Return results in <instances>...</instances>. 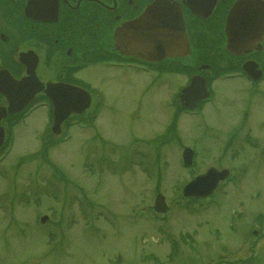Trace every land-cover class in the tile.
Returning a JSON list of instances; mask_svg holds the SVG:
<instances>
[{
	"label": "rangeland",
	"instance_id": "1",
	"mask_svg": "<svg viewBox=\"0 0 264 264\" xmlns=\"http://www.w3.org/2000/svg\"><path fill=\"white\" fill-rule=\"evenodd\" d=\"M93 77L91 85L106 101L97 103L96 125L72 128L68 141L49 136L45 107L32 110L17 126L10 123L16 127L12 152L0 163V264H217L230 255L227 251L232 257L250 255L243 263L229 264H264V240L260 231L251 234L256 221L242 214L235 226L227 225L231 208L241 199L249 215L264 211V83L254 95L252 86L258 84L218 78L215 100L203 104L198 115L182 118L180 143L193 146L198 158L223 155L214 149L226 144L245 146L231 164L247 181L240 178L228 197L219 196L220 205L205 208L208 215L193 216L175 199L180 193L171 197L172 181L165 176L183 178L194 169L178 172L177 140L159 143L167 141L159 131L175 110L173 97L182 78L125 68H104ZM153 79L156 84L149 89ZM243 98L250 99L252 119L240 118ZM245 123L260 131L241 130ZM204 162H198L197 170L206 167ZM157 180L172 202L163 220L149 208ZM49 207L53 214L46 213ZM38 214L49 215L54 223L37 225ZM206 216H211L210 224L201 220ZM183 236L191 239L189 244L181 242ZM259 238L258 246H249ZM166 245L168 252L164 248L159 254ZM149 250L158 256L145 261Z\"/></svg>",
	"mask_w": 264,
	"mask_h": 264
},
{
	"label": "flooded vegetation",
	"instance_id": "2",
	"mask_svg": "<svg viewBox=\"0 0 264 264\" xmlns=\"http://www.w3.org/2000/svg\"><path fill=\"white\" fill-rule=\"evenodd\" d=\"M8 2L14 14H18L21 30L11 48L16 53L11 62L16 69L23 70L25 63L17 60L19 51L31 50L36 56L37 76L48 81L68 79L75 70L82 71L89 66V52L104 54L103 40L113 37L114 32L126 21L133 20L156 0H42L36 7L45 18L53 16L52 8L57 9L56 19H30L24 15L27 0H0ZM186 22L191 53L200 62L212 61L215 55L225 53L231 63L239 68L245 61L254 59L259 63L264 80V0H247L255 9L253 12L260 28V41L244 44L242 49L253 46L249 54L241 58L231 54L224 45V31L228 15L241 0H177ZM236 21L246 19L237 17ZM8 41L9 36H4ZM102 39V40H100ZM90 41L92 45L89 47ZM255 43V44H254Z\"/></svg>",
	"mask_w": 264,
	"mask_h": 264
},
{
	"label": "water",
	"instance_id": "3",
	"mask_svg": "<svg viewBox=\"0 0 264 264\" xmlns=\"http://www.w3.org/2000/svg\"><path fill=\"white\" fill-rule=\"evenodd\" d=\"M1 72H2V71H0V73H1ZM14 82H15V81H14ZM194 87H195L194 85L190 86V87L188 88L189 91L193 90ZM203 93H204V91H202V92L199 94L198 97H202V96L204 97V96H206V95H204ZM85 104H86V103H85ZM59 105H60V108H62V107L64 106V104H61V103H59ZM189 105H191V104H189ZM1 137H2V135L0 134V141H1ZM226 175H227V172H223V173L220 175V174H218V173H216V172L213 173V170H209L207 174H205L204 176H202V177L196 179L195 181L191 182V183L187 186V191H186V193H193L192 190H191L193 186L195 187V191H196L197 194H199V193H202V194L208 193V192H199V189H200V188L203 189V188L207 187L208 184H211V187H212L213 184H214V181H215V180L217 181V180L219 179V177H225ZM216 181H215V182H216ZM158 203H159V204H158ZM158 203H157V206L159 205L160 207H162V208H160V209H165V208H163V207H164V200H163L162 197L159 198ZM159 206H158V207H159Z\"/></svg>",
	"mask_w": 264,
	"mask_h": 264
},
{
	"label": "bare ground",
	"instance_id": "4",
	"mask_svg": "<svg viewBox=\"0 0 264 264\" xmlns=\"http://www.w3.org/2000/svg\"><path fill=\"white\" fill-rule=\"evenodd\" d=\"M179 22H180V21H179ZM162 23H163L165 26H169V27L173 28L174 30H178V28H177V26H178V24H179V23H178V16L175 15V14H172V13H170V12H167V15L164 16V17L162 18ZM177 23H178V24H177ZM153 25H154V24H151V25H150L149 30H152V31H154V32H151V31L147 30L146 33H145L147 37L151 36L152 38L155 39V37H156L159 33L163 34L167 39H170V38L175 37V36L172 35L170 32H168L167 29H166L165 31L168 32V33H166V32H165V34L162 33V32H161L162 29H160L159 24H155L154 26H153Z\"/></svg>",
	"mask_w": 264,
	"mask_h": 264
}]
</instances>
